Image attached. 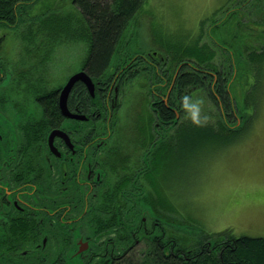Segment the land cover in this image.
I'll list each match as a JSON object with an SVG mask.
<instances>
[{
	"label": "rangeland",
	"instance_id": "rangeland-1",
	"mask_svg": "<svg viewBox=\"0 0 264 264\" xmlns=\"http://www.w3.org/2000/svg\"><path fill=\"white\" fill-rule=\"evenodd\" d=\"M73 1L46 0L39 6L48 12L58 13L62 19L67 18L75 26L80 16ZM263 5L264 0H146L137 18L125 30L120 51L113 56V64L118 69L127 60L126 57L133 56L132 59L146 56L147 62L156 66L163 78V81H157V85L152 86L160 94L162 92L159 89H166V85L169 88L168 78L171 74L163 75L161 70L165 67L157 65L147 52L155 50V56H164L169 62L179 51L197 47L199 34H202L201 43L207 42L219 50L228 43L239 46L246 35L256 37V46L262 45L264 31L251 30L246 22L260 28L256 23L264 20V13L262 9L258 15L257 10ZM222 7L223 10L216 15L218 21L223 20L219 25L213 21V14ZM61 33L56 32L55 38L52 37L56 44H53L54 50L50 55L53 69L49 71L53 72L55 83L58 80L60 82L64 74H68L66 71L74 72L83 66V60L89 53L86 37L69 38ZM8 46L14 52V44L9 43ZM23 49L26 50L25 44ZM239 55L245 62L246 53L237 52V57ZM225 59L229 63L228 58ZM183 60L189 64L193 62L190 58ZM221 60L219 57L215 59L219 66ZM230 62L233 72L228 73L224 81L229 86L228 90L237 93L233 97L241 107L235 108L236 112L231 119L220 113L208 90L199 88L192 97L205 101L204 113L211 117L206 125L226 124L237 127V122L239 125L246 123L245 128L241 131L238 128L234 134L227 131L230 132L227 135L203 134L196 139H185L183 132L190 131L195 125L182 115L179 125H157L156 116L150 108L155 95H151L147 85V72L130 76V85L124 89L116 108L110 103L105 105L104 148L118 147L119 137L123 147L128 152H134L136 158L140 159L144 152L147 153V165L154 164L155 169L150 176L157 186L154 191L148 180L144 182L142 179L147 195L155 199V192H164L166 199H157L169 203L170 207H160V212L167 219L182 221L176 226L180 231L176 230L177 233L191 237L184 238L183 242L187 245H194L202 233L210 234L225 229L237 236H264V63L248 67L245 64L247 61L242 65L239 61L236 64ZM164 65L168 64L165 62ZM175 66L176 62L172 63L168 74L174 71ZM205 78L207 82V76ZM109 108H112L111 111ZM114 117L119 118V124L113 120ZM148 117L154 122L148 123ZM159 131L169 134L161 133L164 138L156 142L162 136L159 137ZM146 134L153 137L148 145V137L142 140ZM90 219L88 216L91 236L93 232L90 225L93 220Z\"/></svg>",
	"mask_w": 264,
	"mask_h": 264
},
{
	"label": "trees",
	"instance_id": "trees-1",
	"mask_svg": "<svg viewBox=\"0 0 264 264\" xmlns=\"http://www.w3.org/2000/svg\"><path fill=\"white\" fill-rule=\"evenodd\" d=\"M44 2L46 0H24L25 51L41 53L40 48L46 47V53L52 52L56 44L52 37L55 38L56 32H62L61 34L69 38L86 37L89 42V53L83 60L84 68H87L93 79L106 77L109 79L112 76V65L117 68L116 64H113V56L120 51L124 32L131 21L137 18L146 0H74L73 3L80 16V20L76 21V27L72 26L67 18L62 19L58 13L48 12L41 8L39 4ZM255 8L253 9L254 15ZM222 10L223 7L213 14V21L219 25L223 20L218 21L216 15ZM261 10L264 13V5L257 10L258 15L262 12ZM204 22L205 19L202 23ZM250 23L246 22L251 30L264 31V20L256 23L260 25V28ZM201 36L202 34H199L197 47L179 51L171 57L169 62L166 57L164 59V56H155L154 54H157L155 50L147 52V55L152 57L157 65L165 67L161 70L163 75L171 74L168 78L169 88L166 85V89H159L165 95L167 94L169 106L152 87L157 85L155 82L163 81L156 66L147 62V70L142 69L143 72L135 74L138 76L147 72V85H149L151 95H155L150 108L159 126L179 125V115L184 116L181 98L184 95L192 97L199 88L208 90L209 95L217 103L220 113L225 118L231 119L236 112L235 108L238 109L240 105L234 98L237 93L234 90L229 91L224 81L228 73L233 72L229 66L230 61L234 64L239 61L240 65L247 61L245 64L248 67H257L258 64L264 63V44L256 46L254 41L256 37L246 35L245 40L239 46L228 43L219 50L207 42L201 43ZM237 52L246 53L245 62L241 54L237 57ZM217 57L222 59L221 66L216 63L218 61H215ZM184 58H190L194 63L184 62ZM225 58H228L229 63ZM26 62L28 69L24 72V84L28 87H35L38 93H49L56 82L53 72L47 70L52 67L50 59H31ZM165 62L168 65H164ZM175 62L174 71L168 74L169 67ZM35 67L39 69L33 71ZM206 76L207 82H205ZM77 95L81 94L78 92ZM103 102L97 91L95 96L88 93L89 113L97 107L105 109ZM148 119V123L154 122L153 119L149 117ZM182 122L184 125V121ZM242 125L241 127H229L226 124L205 125L199 127L197 131V126L193 125V129L183 132V137L191 140L203 134L227 135L231 131L234 134L238 128V131H241L246 127V123ZM88 130L90 133L92 128ZM159 132L160 135L169 134ZM163 138L162 135L160 139ZM152 140L153 137L150 135L147 138V145ZM154 155L155 152L153 158ZM147 167V171H140V178L136 179L138 185L135 186L125 185L128 179L123 181L120 179L118 169L114 164H106L103 167L106 178L97 186L95 194L89 195L88 202V216L91 217L90 220H93L90 225L93 235L89 236L94 243L82 257L75 259L74 264H264V236H237L231 230L225 229L210 234L202 233L194 245L185 244L184 238L191 237L177 233L179 229L176 226L182 221L167 219L160 212V207L169 206V203L157 199L158 197L166 199L164 192H155V199H153L147 195L144 184H141L142 179H147L154 191L157 187L150 176L152 171H155L154 164L147 165ZM95 218L99 219L94 221ZM131 240L134 242L133 252L130 249ZM76 256L78 255L73 254L71 258L74 259ZM46 264L49 263L46 261ZM54 264L59 263L55 260Z\"/></svg>",
	"mask_w": 264,
	"mask_h": 264
},
{
	"label": "flooded vegetation",
	"instance_id": "flooded-vegetation-1",
	"mask_svg": "<svg viewBox=\"0 0 264 264\" xmlns=\"http://www.w3.org/2000/svg\"><path fill=\"white\" fill-rule=\"evenodd\" d=\"M24 12V0H0V264H54L55 260L74 264L94 243L89 236L88 202L106 178L103 167L114 164L120 179H128L125 185L135 186L140 171H147V153L136 158L119 137L118 147H102L107 110L97 107L89 113L90 91L81 79L66 98L67 110L76 116L65 114L60 102L63 87L74 73L88 72L84 66L66 71L49 93L24 84L26 60L51 59L52 53H46V47L40 48L41 53L23 49ZM9 43L14 44V52ZM131 57L109 79H95L103 105L116 108L130 76L147 70L146 56ZM156 93L169 106L167 94ZM55 130L60 133L51 146L49 137ZM130 249L133 252L132 240ZM73 254L78 256L72 259Z\"/></svg>",
	"mask_w": 264,
	"mask_h": 264
},
{
	"label": "clouds",
	"instance_id": "clouds-1",
	"mask_svg": "<svg viewBox=\"0 0 264 264\" xmlns=\"http://www.w3.org/2000/svg\"><path fill=\"white\" fill-rule=\"evenodd\" d=\"M181 99L185 120L198 127H202L210 121L211 117L204 113L205 101L202 98L194 99L189 95H184Z\"/></svg>",
	"mask_w": 264,
	"mask_h": 264
},
{
	"label": "water",
	"instance_id": "water-1",
	"mask_svg": "<svg viewBox=\"0 0 264 264\" xmlns=\"http://www.w3.org/2000/svg\"><path fill=\"white\" fill-rule=\"evenodd\" d=\"M83 80L87 83V86L89 88V91L90 93L94 96L95 94V83L93 82L91 76L84 70H81V71H78L76 73H74L70 79L68 80V82L66 83V85L63 87V90H62V93H61V98H60V102H61V105H62V108L65 112V114L67 115H70V116H76L75 114H71L67 108H66V98H67V95H68V92L69 90L71 89L72 85L74 84L75 81L77 80ZM57 133H60V131L58 130H55V131H52L51 134H50V137H49V142L52 145V142H53V139H54V136L57 134ZM83 250V249H80V251Z\"/></svg>",
	"mask_w": 264,
	"mask_h": 264
},
{
	"label": "crops",
	"instance_id": "crops-1",
	"mask_svg": "<svg viewBox=\"0 0 264 264\" xmlns=\"http://www.w3.org/2000/svg\"><path fill=\"white\" fill-rule=\"evenodd\" d=\"M262 213L264 214V211H262Z\"/></svg>",
	"mask_w": 264,
	"mask_h": 264
}]
</instances>
